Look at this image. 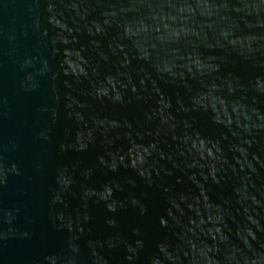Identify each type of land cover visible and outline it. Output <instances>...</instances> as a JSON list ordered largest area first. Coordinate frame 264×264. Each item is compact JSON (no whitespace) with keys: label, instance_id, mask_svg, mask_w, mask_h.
Returning a JSON list of instances; mask_svg holds the SVG:
<instances>
[{"label":"water","instance_id":"95a60500","mask_svg":"<svg viewBox=\"0 0 264 264\" xmlns=\"http://www.w3.org/2000/svg\"><path fill=\"white\" fill-rule=\"evenodd\" d=\"M0 264H264V0H0Z\"/></svg>","mask_w":264,"mask_h":264},{"label":"clouds","instance_id":"9594fccd","mask_svg":"<svg viewBox=\"0 0 264 264\" xmlns=\"http://www.w3.org/2000/svg\"><path fill=\"white\" fill-rule=\"evenodd\" d=\"M13 170H15V169L13 168Z\"/></svg>","mask_w":264,"mask_h":264}]
</instances>
